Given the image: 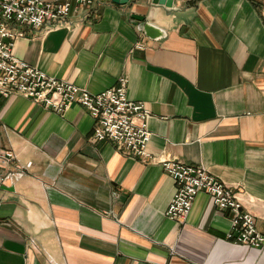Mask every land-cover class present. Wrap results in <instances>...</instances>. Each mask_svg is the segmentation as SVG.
I'll return each instance as SVG.
<instances>
[{"label":"crops","instance_id":"1","mask_svg":"<svg viewBox=\"0 0 264 264\" xmlns=\"http://www.w3.org/2000/svg\"><path fill=\"white\" fill-rule=\"evenodd\" d=\"M68 21L17 38L14 54L92 93L127 78L151 111L150 151L235 189L264 235V0H96ZM94 126L79 104L0 100V158L16 155L0 160V264H264V246L227 238L229 215L203 191L185 223L167 217L175 183L162 164L97 141Z\"/></svg>","mask_w":264,"mask_h":264},{"label":"built area","instance_id":"2","mask_svg":"<svg viewBox=\"0 0 264 264\" xmlns=\"http://www.w3.org/2000/svg\"><path fill=\"white\" fill-rule=\"evenodd\" d=\"M96 0H0V100L18 93L57 113L72 105L85 107L95 120L93 135L97 141H112L128 156L162 164L175 183L174 195L165 211L170 219L185 223L200 192L211 198L217 211L229 215L231 231L227 238L250 247L264 246V235L257 229L255 216L243 209L238 192L205 167L188 165L173 157H156L149 149L152 131L150 109L144 102L128 96V79L118 85L92 93L70 81L48 75L17 57V38L30 35L32 29L51 31L69 17L90 15ZM16 158L13 151L0 158L4 164ZM24 171H8L2 182L21 176Z\"/></svg>","mask_w":264,"mask_h":264},{"label":"water","instance_id":"3","mask_svg":"<svg viewBox=\"0 0 264 264\" xmlns=\"http://www.w3.org/2000/svg\"><path fill=\"white\" fill-rule=\"evenodd\" d=\"M112 1L114 3H117V4H126L129 0H112ZM153 3L163 4V5H166L168 7L173 6V0H153ZM139 29L144 31V33L152 39L158 38V36L160 35V32H161V29L159 27H157L156 25H154L153 23H151L149 21L140 22L139 23ZM2 189L13 190V187H7L6 185H3Z\"/></svg>","mask_w":264,"mask_h":264}]
</instances>
